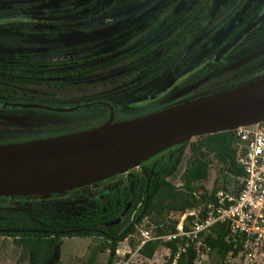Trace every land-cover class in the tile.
Segmentation results:
<instances>
[{"label":"flooded vegetation","instance_id":"1","mask_svg":"<svg viewBox=\"0 0 264 264\" xmlns=\"http://www.w3.org/2000/svg\"><path fill=\"white\" fill-rule=\"evenodd\" d=\"M24 1L32 8L20 10ZM36 1L0 0V33L13 37L0 42V145L92 129L109 117L111 123L140 117L264 77V0H40L42 10ZM87 34L91 42L83 41ZM104 61L111 62L108 71L82 73ZM68 108L74 110L62 111ZM75 111L86 114L71 123L46 116ZM183 148H169L125 177L25 202L46 203L65 217H82L98 202L113 220L131 222L156 166L171 152L174 164ZM19 202L0 207L26 215L0 217V238L19 249L18 263L35 264L30 240L51 236V226Z\"/></svg>","mask_w":264,"mask_h":264},{"label":"water","instance_id":"2","mask_svg":"<svg viewBox=\"0 0 264 264\" xmlns=\"http://www.w3.org/2000/svg\"><path fill=\"white\" fill-rule=\"evenodd\" d=\"M152 100H139L135 106ZM110 121L75 133L0 145V198H47L87 187L192 138L264 122V77L140 117Z\"/></svg>","mask_w":264,"mask_h":264},{"label":"trees","instance_id":"3","mask_svg":"<svg viewBox=\"0 0 264 264\" xmlns=\"http://www.w3.org/2000/svg\"><path fill=\"white\" fill-rule=\"evenodd\" d=\"M32 5L33 3L24 1L20 3L19 8L27 11L32 8ZM57 5L59 6L60 3ZM34 8L44 9L45 1L37 0ZM8 9L13 7L9 6ZM58 15L53 14V16ZM110 64L111 62L108 61L99 62L97 65L90 63L84 66L82 73H93L96 71V66L100 71H108ZM181 145L187 147L188 156L178 176V185L166 180V174L176 156L171 152L166 161L156 166L146 200L140 202L138 213L131 218V222H122L117 218L113 220L114 216L101 212L103 204L98 202H94L95 207L89 208L82 217L79 214L61 216L55 211L54 206L46 203L25 202L41 197L0 198V207L9 204L7 202L20 200L18 206L27 208L28 216L35 217L42 224L51 226V236L38 233L35 235V240L29 239L36 243L37 250L51 252L64 237L91 238L96 244L90 248L85 264H95L105 252H107L105 264H117L118 259L114 255L117 244L123 239L138 235L137 226L143 220L145 221L143 230L149 231L152 237L171 235L175 233L179 216L186 211L194 210L199 218L202 217L217 189L230 193L237 192L238 179L242 173L236 164L235 139L232 132L192 138ZM211 171L215 174L214 179L211 187L206 189L203 184ZM141 182L143 185L145 179L142 178ZM12 206H15L14 203ZM0 217L15 218L26 217V215L13 212L11 208L0 210ZM65 218L66 221H64ZM191 220L193 217H187L186 224ZM135 239L138 237L128 240L132 250L137 244ZM29 240L24 241L27 243ZM240 240L239 236L230 232L225 223H217L209 229L208 233L202 235L200 240L189 243L183 250H181L184 244L183 239H155L140 247L137 254L139 259L148 261L158 249H163L167 253L166 264H171L177 252L179 253L174 264H224L223 261L228 255L236 256L238 253L240 255ZM205 248H209L206 254Z\"/></svg>","mask_w":264,"mask_h":264},{"label":"built area","instance_id":"4","mask_svg":"<svg viewBox=\"0 0 264 264\" xmlns=\"http://www.w3.org/2000/svg\"><path fill=\"white\" fill-rule=\"evenodd\" d=\"M230 132L235 139L236 164L242 173L237 192L217 189L202 217L199 218L194 210L179 216L174 234L152 237L147 230L139 231L136 247L122 253V261L117 264H136L139 248L155 239H183V250L189 243L200 240L217 223H225L230 232L241 239L240 255H228L224 264H264V122L240 126ZM187 217L193 220L186 224ZM208 252L209 248H205L204 253ZM114 254L118 255L117 249Z\"/></svg>","mask_w":264,"mask_h":264},{"label":"rangeland","instance_id":"5","mask_svg":"<svg viewBox=\"0 0 264 264\" xmlns=\"http://www.w3.org/2000/svg\"><path fill=\"white\" fill-rule=\"evenodd\" d=\"M89 23H85L84 27L89 26ZM22 40H27L26 38H22ZM35 40L38 41H54L59 40L56 38L51 37H44V38H37ZM93 38H91V34H87L83 36V41H92ZM13 37L6 33H0V42H12ZM75 102L72 101L74 104ZM67 105V104H66ZM68 106V105H67ZM100 113L102 111L100 110ZM45 114V113H44ZM86 113L82 115V112L75 111V112H69L64 114H51L48 113L46 116H48L52 120H64L68 123H71L72 121L79 120L81 117H83ZM128 120V119H124ZM80 123V121L78 122ZM161 154H158L156 156L151 157L148 161H152L158 157H160ZM158 156V157H157ZM188 156L187 147L185 146L183 149L180 150L179 156L177 158V161L173 164V166L170 168V170L166 174V180L171 181L174 185H178V176L180 175L184 162ZM133 168L129 169L128 171H131ZM129 172L121 173V177H125ZM214 172L211 171L209 173V176L207 178V181L203 184V186L206 189H209L212 185L213 179H214ZM46 199V198H42ZM145 228V221L143 220L138 226H137V232L142 231ZM139 235V233H138ZM138 235H133L129 238H126V240H122L119 242L116 246V249L118 251V255H115L118 259L117 263L122 261L121 254L125 253V251L129 250L131 251V247L128 244V240L133 237H138ZM96 244L91 238H68L64 237L61 240V243L58 244L56 247H54L51 252L47 251H41L37 250L35 252V264H85L87 255L89 254L90 248L93 247ZM18 248H15L10 240L7 239H1L0 238V264H28L27 259H22L20 263L17 262L18 258ZM102 258L95 262V264H105L106 258H107V252L104 253V255L101 256ZM167 253L163 249H158L153 257L148 260H142L138 257L135 259L136 264H166L167 262Z\"/></svg>","mask_w":264,"mask_h":264}]
</instances>
